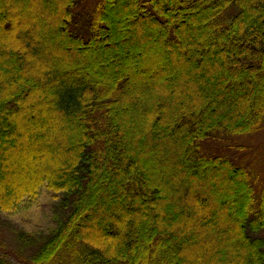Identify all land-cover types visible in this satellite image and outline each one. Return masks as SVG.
<instances>
[{"label":"trees","instance_id":"trees-1","mask_svg":"<svg viewBox=\"0 0 264 264\" xmlns=\"http://www.w3.org/2000/svg\"><path fill=\"white\" fill-rule=\"evenodd\" d=\"M78 4L0 0V209L67 210L29 264H264V187L208 144L264 126V0Z\"/></svg>","mask_w":264,"mask_h":264},{"label":"rangeland","instance_id":"rangeland-1","mask_svg":"<svg viewBox=\"0 0 264 264\" xmlns=\"http://www.w3.org/2000/svg\"><path fill=\"white\" fill-rule=\"evenodd\" d=\"M78 2V18L84 19L86 11L94 7L97 0ZM208 144L209 149L244 164L251 172L257 191L264 187V126L244 134L225 135ZM59 197L44 186L36 197L24 198L16 209H0L1 264H29L32 255L65 219L67 210L58 206ZM254 235L264 237V229Z\"/></svg>","mask_w":264,"mask_h":264}]
</instances>
